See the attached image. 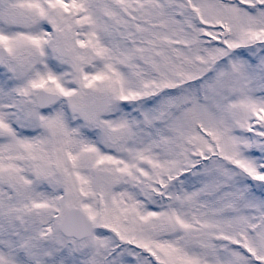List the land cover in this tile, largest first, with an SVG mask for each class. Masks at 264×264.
<instances>
[{
	"label": "snow or ice",
	"instance_id": "6c2138e0",
	"mask_svg": "<svg viewBox=\"0 0 264 264\" xmlns=\"http://www.w3.org/2000/svg\"><path fill=\"white\" fill-rule=\"evenodd\" d=\"M0 264H264V0H0Z\"/></svg>",
	"mask_w": 264,
	"mask_h": 264
}]
</instances>
